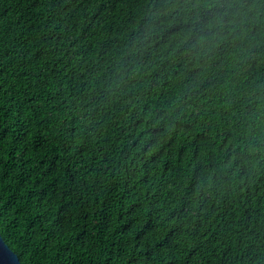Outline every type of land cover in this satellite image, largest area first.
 Segmentation results:
<instances>
[{
    "label": "trees",
    "instance_id": "16d2710c",
    "mask_svg": "<svg viewBox=\"0 0 264 264\" xmlns=\"http://www.w3.org/2000/svg\"><path fill=\"white\" fill-rule=\"evenodd\" d=\"M0 236L264 264V0H0Z\"/></svg>",
    "mask_w": 264,
    "mask_h": 264
},
{
    "label": "water",
    "instance_id": "95a60500",
    "mask_svg": "<svg viewBox=\"0 0 264 264\" xmlns=\"http://www.w3.org/2000/svg\"><path fill=\"white\" fill-rule=\"evenodd\" d=\"M0 264H21L18 256L8 247L0 236Z\"/></svg>",
    "mask_w": 264,
    "mask_h": 264
}]
</instances>
